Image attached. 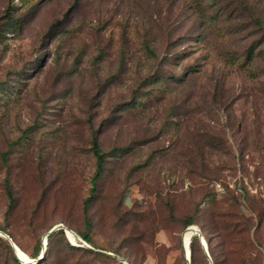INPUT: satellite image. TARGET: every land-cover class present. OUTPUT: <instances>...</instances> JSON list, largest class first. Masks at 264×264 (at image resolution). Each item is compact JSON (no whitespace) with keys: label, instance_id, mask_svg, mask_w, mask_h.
Masks as SVG:
<instances>
[{"label":"rangeland","instance_id":"1","mask_svg":"<svg viewBox=\"0 0 264 264\" xmlns=\"http://www.w3.org/2000/svg\"><path fill=\"white\" fill-rule=\"evenodd\" d=\"M0 237L23 264H264V0H0Z\"/></svg>","mask_w":264,"mask_h":264},{"label":"trees","instance_id":"2","mask_svg":"<svg viewBox=\"0 0 264 264\" xmlns=\"http://www.w3.org/2000/svg\"><path fill=\"white\" fill-rule=\"evenodd\" d=\"M90 149H91L92 154H93V156L95 158V171H94L93 177L91 178V181L89 182L91 184V188L89 190V196L83 202V211L82 212H83V225H84V228H85V233L80 234L79 237L87 245H90L93 248H96L93 245L92 238L88 234V232L92 229L91 218H89L90 217V215H89V209H90V204L93 202V199H94V196H95V191H96V187H97V184L96 183H98V180L101 178V176L103 175V172H104V162H105L106 155L100 149V146L98 144V141H97L96 137H93L92 138L91 148ZM4 191H5V194L7 196V199L9 201V203H12L13 202V195H12V191H11V188L9 187L8 182H6L4 184ZM192 224H193V220L190 217L185 218L184 225L186 227L191 226ZM52 234L53 233H51V235H49V236L46 237L47 242L50 240ZM58 234L63 235V228H61V229L58 230ZM9 237H11V236H9ZM194 240H195V238L192 237L189 250L191 249V245H192V242ZM0 241L2 243H4L5 248L8 251V254H10V260L12 261V264H23L22 261H20V260L17 259L16 254H14L15 252L12 249V247L10 246L9 242H7L6 240H4L1 237H0ZM67 247L73 249V246H70L68 243H67ZM41 250H42V248H41V246L39 244L36 247L35 252H33V254L30 255L31 256V259H36L39 256H42V259H43L44 256L42 255V253H40ZM191 253H192V251L190 252V257H191Z\"/></svg>","mask_w":264,"mask_h":264},{"label":"water","instance_id":"3","mask_svg":"<svg viewBox=\"0 0 264 264\" xmlns=\"http://www.w3.org/2000/svg\"><path fill=\"white\" fill-rule=\"evenodd\" d=\"M61 228H63V226L62 225H58V226H55L52 230H50L49 232H48V234H51L52 232H54L55 230H57V229H61ZM68 232H71L69 229H67V228H64V233H65V235H66V237H67V233ZM194 235H196V236H198V238H199V240H200V242H201V246H202V250L204 251V253H205V255L207 256V257H209V255H208V252H207V248H206V245H205V242L203 241V239H202V235H201V233H200V231L199 230H197V229H195V231H194ZM6 238H8L7 236H6ZM9 239V238H8ZM67 239H68V237H67ZM78 240H79V242H81V244L83 245V246H85V247H87V248H89V249H91L83 240H81L80 238H77ZM10 240V239H9ZM69 240V239H68ZM70 241V240H69ZM71 242V241H70ZM72 243V242H71ZM44 245H45V242H44ZM10 246L12 247V249L14 250V254H16V257H17V259L18 260H20V261H22V259L19 257V252H21L20 250H18V247L15 245V244H13L12 242H10ZM101 253H103V252H101ZM105 254V253H104ZM107 255H110V254H107ZM187 262H189L188 260H187Z\"/></svg>","mask_w":264,"mask_h":264},{"label":"bare ground","instance_id":"4","mask_svg":"<svg viewBox=\"0 0 264 264\" xmlns=\"http://www.w3.org/2000/svg\"><path fill=\"white\" fill-rule=\"evenodd\" d=\"M195 228V227H194ZM196 229V228H195ZM74 236H76L73 232H71ZM194 235V230L193 229H189V230H187L185 233H184V235H183V243L185 244V245H187V243L188 242H190V240H191V238H192V236ZM67 237H69L70 239H71V241H73V238L69 235V236H67ZM77 237V236H76ZM68 238V239H69ZM205 245H206V248H207V244L205 243ZM183 250H184V253H186V254H190V250H189V247H188V249L187 248H185V246H183ZM208 252V251H207ZM19 256L23 259V260H25L26 258L24 257V256H22V255H20L19 254Z\"/></svg>","mask_w":264,"mask_h":264}]
</instances>
